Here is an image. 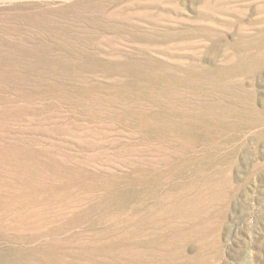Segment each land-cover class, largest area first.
Segmentation results:
<instances>
[{
  "label": "rangeland",
  "instance_id": "obj_1",
  "mask_svg": "<svg viewBox=\"0 0 264 264\" xmlns=\"http://www.w3.org/2000/svg\"><path fill=\"white\" fill-rule=\"evenodd\" d=\"M0 264H264V0H0Z\"/></svg>",
  "mask_w": 264,
  "mask_h": 264
}]
</instances>
